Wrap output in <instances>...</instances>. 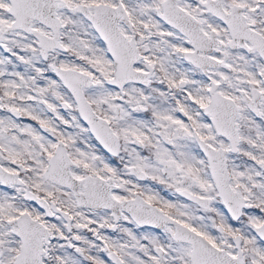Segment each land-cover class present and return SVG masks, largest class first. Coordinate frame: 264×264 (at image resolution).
Returning a JSON list of instances; mask_svg holds the SVG:
<instances>
[{
  "label": "snow or ice",
  "instance_id": "1",
  "mask_svg": "<svg viewBox=\"0 0 264 264\" xmlns=\"http://www.w3.org/2000/svg\"><path fill=\"white\" fill-rule=\"evenodd\" d=\"M0 264H264V0H0Z\"/></svg>",
  "mask_w": 264,
  "mask_h": 264
}]
</instances>
